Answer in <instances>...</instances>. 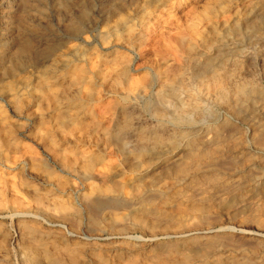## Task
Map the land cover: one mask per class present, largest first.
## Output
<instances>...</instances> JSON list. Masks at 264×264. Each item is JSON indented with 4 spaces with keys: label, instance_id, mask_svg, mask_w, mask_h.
I'll return each mask as SVG.
<instances>
[{
    "label": "rangeland",
    "instance_id": "obj_1",
    "mask_svg": "<svg viewBox=\"0 0 264 264\" xmlns=\"http://www.w3.org/2000/svg\"><path fill=\"white\" fill-rule=\"evenodd\" d=\"M208 1L71 0L69 6L62 7L57 0H0V83L13 77L15 87L13 92L0 87V108L16 133L14 148H3L0 174L8 184L20 185L15 192L9 189L0 203V264H30L23 252L25 244L31 243L63 264H264V99L234 115L197 82L186 80L179 82L177 103L186 108L197 104V111L207 112L209 117L197 120L195 111H189L190 118L181 121L174 109L177 103L171 98L159 104L162 114L155 112V94L160 89L156 70L164 68L167 57L178 54L179 37L191 36L188 26ZM171 3L176 5L170 10ZM146 8L151 14L140 24L136 16ZM117 14L125 16L136 37L142 34L145 38L109 53L100 38L107 32L106 23ZM71 28L82 32L74 40L69 37ZM24 42L28 51L19 57L18 47ZM54 46L58 47L52 51ZM73 48L78 51L72 53ZM227 48L244 52L231 57L229 71H235L240 82L255 80L264 92V63L247 40L230 42ZM81 53L85 58L78 57ZM120 54L129 58L134 82L146 77L152 80L151 89L128 93L125 101L111 89L118 67L97 68L88 63L100 57L106 62L117 61ZM67 58L73 65L85 64L92 85L100 91V98H88L84 108H71L73 118H83L85 125L100 119L110 127L109 120L118 116V110L113 115L110 106L116 104L119 111L130 113L131 126L126 132L130 140L146 129L149 136L176 137L175 142L148 155V167L133 158L126 160L116 145L105 144L104 135L93 131V126L87 130V138L77 141L80 133L73 118L62 127L52 109L39 111L36 102L43 73L55 72L50 79L53 89L67 86ZM104 75L105 81L101 79ZM70 89L74 91L72 83ZM76 89L86 99L85 83ZM13 93L27 102L20 112L14 107ZM147 102L154 106L146 109ZM41 129L55 137L56 148L64 150L67 158L73 151L79 159L94 152L103 157L100 162L107 164L109 180L127 183L131 196L119 197L125 206L106 208L97 215L87 212L81 199L88 192L89 181L59 165L38 139ZM64 131L72 135L67 137ZM33 157L40 159L42 166L34 167ZM52 174L65 177L66 188L71 190L57 192L49 179ZM36 196L41 205L37 206ZM56 197L61 200L57 208L52 202ZM14 199L22 205L13 203ZM93 215L95 221L90 219ZM194 232L199 237L191 236Z\"/></svg>",
    "mask_w": 264,
    "mask_h": 264
},
{
    "label": "bare ground",
    "instance_id": "obj_2",
    "mask_svg": "<svg viewBox=\"0 0 264 264\" xmlns=\"http://www.w3.org/2000/svg\"><path fill=\"white\" fill-rule=\"evenodd\" d=\"M57 1L58 3H60V6L62 7L69 6L71 2V0H57ZM209 1H208L209 3L205 7H202L204 8L202 9L203 12L199 14L197 17H195V19L189 24L188 30L191 33L190 34L191 36H188L186 38L183 36L179 37L178 54L176 56L167 57L163 62L164 68L156 70L157 80L160 83L159 84L160 89L155 94L156 95L155 103L157 102L155 105L156 115L158 112L159 114L162 112V108H160L159 104L161 103L160 105H163L165 99L171 98L175 103H177L178 91H180L181 89L179 87V82H185L186 80L197 82L198 85L205 90L204 91L205 93L207 91L206 94H208L209 97L212 96L214 97L215 101L218 102L220 101L224 103L226 105V108L229 109V111L234 115L241 114V112L243 111L242 109L245 106L258 104L259 100L264 99V92L260 87H258L255 80L249 77L250 80L247 81L244 80L245 82L244 81L240 82L239 81L240 78L238 74H236L235 71L234 72L229 71L228 66L229 65L232 66L230 61L231 57L233 56L238 57V55L242 56L244 52L241 51L240 49H234L231 50L230 52V50L227 48V44L230 42L241 41L243 39H246L251 47L250 49H252V51L257 55V57L261 58L262 63H264V0H209ZM173 5L176 4L171 3L170 10L172 9ZM149 12L151 14L149 8L141 10V12L138 13L139 16L138 15L136 16L138 17L137 21H139V23L142 24L145 21ZM152 17H154V15ZM113 18H112L113 21L111 23H106L105 28L107 29V32H105L104 35L102 34L103 36L102 38H100L101 44L107 46L106 50L109 51V53L116 52L122 45L129 46L130 44H134L136 39L141 40L142 38L143 39L145 38L143 37L142 34H140L138 37L135 36L132 26H129L125 21L126 20L125 16H120L117 14L116 16H113ZM149 27H150L149 29H151V26ZM80 33L82 32H79L77 28H71L69 30V37L70 39L74 40L79 36ZM148 35H150V32ZM146 40L149 41L148 39ZM57 47L56 46L52 47V51L57 49ZM200 50L202 51L200 52ZM27 51H28L27 45L26 42H24L18 47V54H19L18 56L21 57L25 55ZM77 51L78 50H76L75 48L71 50L72 53ZM97 55L102 56V54L98 52ZM78 57L85 58V53H81V55H78ZM116 59L117 61L114 60L111 61L110 59L108 62H106L104 59H102V57H100L96 61L88 60V63L90 67H97V68L104 65L118 67L115 73H113V78H112L113 85L111 87V89L115 93L117 92L118 99L125 101L129 96V95L127 96L128 93H133L135 91L146 92L147 90L151 89L152 80L147 77L144 78L139 83L134 82L130 74V70H129L130 60L127 57V55L120 54ZM79 61L82 62L81 59H79ZM102 61L106 63H102ZM64 65L69 66L70 69V74L68 73V75H70L69 76L70 81L67 83V86L62 85L61 86L62 88L60 90L56 89V87L53 89L52 87L54 83L51 84L50 79L55 74V72L50 70V72L43 73L42 74L43 76L39 78V85L37 87L39 98L36 97V102L38 103L37 109L39 111H43L45 108L52 109L54 115H56L55 117L59 120V125L62 127L67 126L64 124L69 118L75 117V115L70 114L69 110H71V108L82 109L84 108L83 107L85 104L84 101H87L88 98L92 96H94L95 99L100 98L99 96L100 91L98 90L99 88L98 86L96 88L94 87L96 84H94V86L92 85V78L87 75V71H85L86 69L85 64L73 65L68 61L67 58ZM235 66L236 65H234V67ZM263 76H264V66H263ZM101 79L105 81L108 78L107 76L104 75ZM12 80L13 77L10 79L9 82L0 83V87L9 92H13L15 90V87H14V81ZM71 83H72V87L74 88V91L70 89ZM83 83H85L86 85L85 92L89 93L88 95H85L86 99H84L83 95L78 92V89H76L78 88V86H80ZM57 85L59 84H56V86ZM134 85H137V87H134ZM12 99L16 111L20 112L24 107L25 108L27 107L26 105L27 102H25L24 98H22L20 95L13 93ZM62 99L64 100L62 102L63 104L60 102ZM97 103L99 104L100 101H97ZM151 106H154L152 105V102L151 104L147 102L145 108L150 109ZM221 106L224 107V105ZM116 107H117L116 104H114V106L111 104L110 106V111L113 112V115H115L116 111L118 110V116L116 115V118L114 119L112 118L109 120L110 122L109 124L111 126L113 125L114 131L111 130V126L109 127V125H104L100 119L96 121H94L93 119L92 124L85 125L87 121L85 122L83 118L80 119L73 118V122L75 123V125L73 126H75V129L79 128L78 133H80V138L77 139V141H81V138H85V137L87 138L89 135L87 133V130H89L90 128L92 129L93 126L92 129L93 131H98L104 135L103 137L105 144L116 145L118 147V151H120V153L126 157V160L127 159L129 160V158H133L134 161L138 163H145L146 165H148L149 163L146 161L148 160L149 157L148 155H150L154 151H158L162 149L165 146H170L166 144L175 142L176 137L168 136L170 138L167 137L163 138V136H159L160 134L155 135L153 137L152 135L149 136L148 132L150 130H146V129L140 130L138 133H136L135 138L130 140L131 137L129 138L128 136H126V132L130 130V126H131L130 113H128L127 110L119 111L118 107L117 109ZM174 109L177 112L178 118H180L181 121L184 122L190 118L189 111H195L197 120H202V119H206V117H209V115L208 116L206 115L208 114L207 112L205 114L200 111H197L199 110L197 104H192L186 108L183 107L180 103H177L174 105ZM120 114L124 115L123 119L120 118ZM92 116H89V118H93ZM9 122L10 121L9 118L6 116V112H4L1 109L0 110V157H2L4 154L3 148L4 149L10 148L13 147V144H16V140H15L16 133H14V130L8 125ZM37 123L40 125L43 124L42 117L39 118V121ZM63 134H66L67 137L72 135L70 134V131L69 132L64 131ZM37 137L42 142L43 146H45V148H47L51 153H53L59 165L62 166L65 171L66 169H70L71 171H76L78 172V174H80L81 179H83L84 181L86 180L89 181V183L87 184L89 187L88 192L86 194L84 193L82 196L83 198L81 199V201H84L85 209L87 212L97 215L99 212H101L106 208L111 209V208L122 207L123 201L119 197L131 196V194H129V192L127 191V183L121 181H113V179L109 180V177L107 176V172L110 171L107 169L108 167H105L107 166V164L105 165L104 162L102 163L100 162L104 160H102L103 157H101L98 153L94 152L92 155L89 154L90 155L89 157H83L79 159L77 158L79 157V155L75 151H73L71 157L67 158L66 155H64L63 153L64 150H61L58 147H57L58 149L56 148L55 137L51 133L45 130L43 131V129H41ZM14 151L12 152L14 153ZM39 160H37L36 157H33L32 160L30 159V161L34 163L33 164L34 167H37V165H41V161ZM76 162L79 163V166H76L78 168L74 167V164ZM133 164L135 165V162H133ZM138 166L140 165L138 164ZM50 177L54 181L53 186L55 187V190L57 192L63 191L61 193H64L65 190L67 189L66 188L67 181L65 177L56 176L54 174L49 176V179ZM19 186L20 185L17 186L14 183L8 184V180L6 179V177L0 174V198H1L0 203H3L6 197L9 195L8 194V191H10L9 189H12V191L15 192ZM11 201L17 205H22V203H20L18 199H14ZM35 201L37 203V206L38 204L39 205L42 204V200L38 196L35 197ZM52 202L56 206V208L61 206L60 205L61 200L58 199L57 197L54 198ZM17 213L20 214L21 212H17ZM90 219L94 220V215L93 217H90ZM200 233L203 234L202 232ZM193 235L194 237H199L197 236L198 234L196 232L191 234V236ZM31 244H25V248L23 252L28 256L30 264H63V262L60 259H58V257L56 256L52 257L45 254L44 252H39L40 251L39 248L35 244L34 246H32ZM21 252L22 251H20V253Z\"/></svg>",
    "mask_w": 264,
    "mask_h": 264
}]
</instances>
